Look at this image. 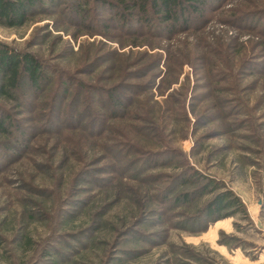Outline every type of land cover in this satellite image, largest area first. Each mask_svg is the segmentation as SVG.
Listing matches in <instances>:
<instances>
[{
	"label": "rangeland",
	"instance_id": "obj_1",
	"mask_svg": "<svg viewBox=\"0 0 264 264\" xmlns=\"http://www.w3.org/2000/svg\"><path fill=\"white\" fill-rule=\"evenodd\" d=\"M107 1L0 23L48 73L0 98V264H264V0L170 36ZM226 189L241 207L207 218Z\"/></svg>",
	"mask_w": 264,
	"mask_h": 264
},
{
	"label": "trees",
	"instance_id": "obj_2",
	"mask_svg": "<svg viewBox=\"0 0 264 264\" xmlns=\"http://www.w3.org/2000/svg\"><path fill=\"white\" fill-rule=\"evenodd\" d=\"M46 1L53 3L54 0H0V23L8 27L21 26L42 8ZM208 1L110 0L105 3L115 9L124 25H132L130 16L138 13L142 23L151 26L155 19L154 26L163 34L166 33L165 36H170L180 30L189 29L190 17L193 14H201ZM47 76L44 64L35 54L19 50L0 40V98H18L27 88L33 93L40 92L45 87ZM3 114H0V130L7 132L14 121L9 114H5L7 123H4ZM234 207H241L239 199L233 191L226 189L216 194L204 211L207 218L219 219L225 215L223 211Z\"/></svg>",
	"mask_w": 264,
	"mask_h": 264
}]
</instances>
